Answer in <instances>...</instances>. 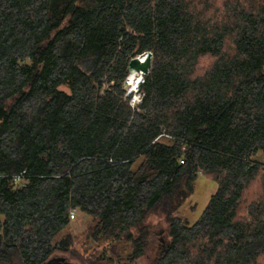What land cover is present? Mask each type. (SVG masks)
<instances>
[{
	"label": "trees",
	"instance_id": "trees-1",
	"mask_svg": "<svg viewBox=\"0 0 264 264\" xmlns=\"http://www.w3.org/2000/svg\"><path fill=\"white\" fill-rule=\"evenodd\" d=\"M262 157L264 0H0V264L77 256V208L124 264H264Z\"/></svg>",
	"mask_w": 264,
	"mask_h": 264
},
{
	"label": "rangeland",
	"instance_id": "rangeland-1",
	"mask_svg": "<svg viewBox=\"0 0 264 264\" xmlns=\"http://www.w3.org/2000/svg\"><path fill=\"white\" fill-rule=\"evenodd\" d=\"M148 55V54H147ZM146 71V70H145ZM145 73V72H144ZM141 96L138 95L137 100L133 99V103L139 104ZM264 160V157H262ZM24 177L17 179L18 183L25 182ZM196 188L194 194L189 197L179 209V214L189 221L190 224H194L201 216L202 212L206 208L210 197L217 190L216 181L207 178L204 175H200L196 180ZM95 221L85 212L76 210V216L71 222V225L60 232L57 239H61L68 233H71L75 238L78 255H69L57 252L56 256L68 257L69 261L75 264H96L95 260L106 258L105 261L109 264H124V257L129 253L130 250L126 249L122 253V257L118 258L115 253L118 250L115 241L105 240L104 238L95 239L90 236ZM152 224V232L156 235V239L163 241L165 238L162 229L166 226L156 216L150 218ZM161 231V232H159ZM155 247H151L149 253L135 260V264H152L155 258ZM95 262V263H93ZM100 264V263H97Z\"/></svg>",
	"mask_w": 264,
	"mask_h": 264
},
{
	"label": "bare ground",
	"instance_id": "bare-ground-1",
	"mask_svg": "<svg viewBox=\"0 0 264 264\" xmlns=\"http://www.w3.org/2000/svg\"><path fill=\"white\" fill-rule=\"evenodd\" d=\"M147 54L148 53H146L144 57L137 56L136 63L130 67V72L125 83L126 89H134L133 92L136 93L135 101L138 98V94L136 91L137 86L139 85V82L141 81L142 77H144V72L146 73L145 70L149 60V54Z\"/></svg>",
	"mask_w": 264,
	"mask_h": 264
},
{
	"label": "water",
	"instance_id": "water-1",
	"mask_svg": "<svg viewBox=\"0 0 264 264\" xmlns=\"http://www.w3.org/2000/svg\"><path fill=\"white\" fill-rule=\"evenodd\" d=\"M148 54H149V60H148V63H147V66H146V74L147 75L151 69V66H152V57H153V53L151 51H146ZM136 57L132 58L131 61L129 62V65H128V71L130 72V67L136 63ZM128 78V76H127ZM126 78V80H127ZM126 80L124 82V86L123 88L127 91V95L133 93V90L134 89H126L125 87V83H126ZM144 81V77H142L141 81L139 82V85L137 86V89L136 91H139V86L140 84ZM139 95V94H138ZM133 99L135 100V95L133 97ZM142 101V100H141ZM140 101V102H141ZM43 264H74V263H70L69 261L66 260L65 257H62V256H53L52 258H50L47 262L43 263Z\"/></svg>",
	"mask_w": 264,
	"mask_h": 264
},
{
	"label": "built area",
	"instance_id": "built-area-1",
	"mask_svg": "<svg viewBox=\"0 0 264 264\" xmlns=\"http://www.w3.org/2000/svg\"><path fill=\"white\" fill-rule=\"evenodd\" d=\"M141 100H142V99H140V101H141ZM140 101H139V102H140ZM75 216H76V210L73 209V210L71 211V213H70V218H71V219H74Z\"/></svg>",
	"mask_w": 264,
	"mask_h": 264
},
{
	"label": "flooded vegetation",
	"instance_id": "flooded-vegetation-1",
	"mask_svg": "<svg viewBox=\"0 0 264 264\" xmlns=\"http://www.w3.org/2000/svg\"><path fill=\"white\" fill-rule=\"evenodd\" d=\"M70 262V261H69ZM70 263H73V262H70ZM75 264V263H74Z\"/></svg>",
	"mask_w": 264,
	"mask_h": 264
}]
</instances>
